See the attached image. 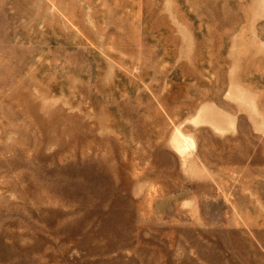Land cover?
Here are the masks:
<instances>
[{
	"label": "rangeland",
	"instance_id": "374dc122",
	"mask_svg": "<svg viewBox=\"0 0 264 264\" xmlns=\"http://www.w3.org/2000/svg\"><path fill=\"white\" fill-rule=\"evenodd\" d=\"M0 264H264V0H0Z\"/></svg>",
	"mask_w": 264,
	"mask_h": 264
},
{
	"label": "bare ground",
	"instance_id": "6f19581e",
	"mask_svg": "<svg viewBox=\"0 0 264 264\" xmlns=\"http://www.w3.org/2000/svg\"><path fill=\"white\" fill-rule=\"evenodd\" d=\"M180 135V134H179ZM182 136V135H181ZM183 137V136H182ZM180 144V143H179ZM183 144L185 145V147L187 148L188 146H189V144H188V142L185 140V139H183Z\"/></svg>",
	"mask_w": 264,
	"mask_h": 264
}]
</instances>
